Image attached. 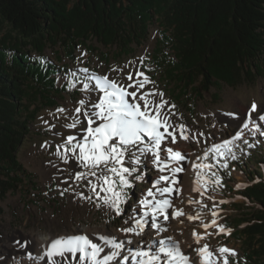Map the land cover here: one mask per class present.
<instances>
[{
  "label": "rangeland",
  "instance_id": "374dc122",
  "mask_svg": "<svg viewBox=\"0 0 264 264\" xmlns=\"http://www.w3.org/2000/svg\"><path fill=\"white\" fill-rule=\"evenodd\" d=\"M157 30V25L152 27L150 38L145 44L136 48L132 55L117 61H106L100 53L101 51L107 52L104 48H100V51L94 55L90 49L82 47L75 53L73 59H70L67 53L59 48L46 49L45 57L47 59L57 66L69 68L67 75H58L60 87L67 84L68 90L63 94V99L58 101L56 107H44L38 114L37 122L32 128V135L23 144L19 156L21 164L29 175L19 185L17 191L8 193L5 200L0 201V264H46L44 255L46 249L41 252L45 258L42 262L35 263L29 257L34 255L31 250L36 253L41 251L37 248L39 247L37 241L33 242L34 237L55 239L67 235H87L94 243L104 248L100 258L110 255L112 251L111 246H106L100 237L106 236L109 239H115L116 243H123L126 248L120 249L121 256L116 257L110 264H116L117 261H120L121 264H128L123 260L124 256L131 257L129 252H126L128 247L133 249L138 246L141 250H145L149 245L159 248L162 246L160 241L164 236L161 233L165 232V240L168 241V237H171L178 243L181 251L190 257L192 264H199V259L193 249L204 244H208L213 251L222 245L235 249L238 257H229L230 264H234L237 258L240 262L244 260L240 258L244 255L245 250V235L242 230L247 224L243 222L238 226L239 224L236 225L235 221L243 218L245 213L251 214L252 212L253 204L242 197L240 192L252 186L253 183H249L247 175L239 171L232 176L233 182L224 188L223 184L218 186L214 183L215 178L210 168L199 169L194 165L207 164L209 156L217 155L213 150V145L231 139L237 131L241 130L246 113L253 102L257 105V111L252 115L258 130L253 133L252 125H250L249 129L244 130L242 139L234 141L231 147L237 156V154L244 153L239 151V148L247 150L249 148L243 142L244 140H247L249 144H255L256 141L263 143L264 135L260 133L264 131V122H260L257 117L264 111V73L256 75L252 84L247 82L238 88L224 86L221 91H218L217 99L214 97L217 91L212 89L209 92H203L201 97L187 92L186 97H183L182 100L183 102H186L187 98L190 100H187L186 105L179 103L171 94L172 87L168 86L162 81L161 76L156 74L155 67L146 63L155 48ZM96 46L98 45L96 44ZM32 56H36V54ZM141 57L144 58L143 64L140 63ZM130 61L152 81L146 85L145 91L162 92L169 105H175L173 109L176 113V116L173 117L174 122L185 125L189 130V139L184 140L177 136L175 144L166 139L162 142L160 150L161 159L168 163L169 168L180 167L183 169V171L174 174V178L178 181L174 188H178L179 193L173 191L165 196L156 193V199L167 198L172 202V207L168 209L169 218L164 220L163 216H160L156 221L165 230L158 231L151 227L150 214L145 218L148 223L140 235L126 234L120 229L132 226V221L129 219L131 216H142L139 202L145 198L152 199V197H147V191L153 189V184L159 179V176L172 177L173 173L168 169L163 173L159 172L158 167L152 163L154 158L150 153L142 156V162L137 166V171L133 173L132 177H129L132 186L126 189V201L121 205L122 213L118 216L103 203L102 199H98L90 191L88 181L92 180L95 183L94 177L75 179L76 172L86 173L89 169L80 167L72 152H65V149L70 147L65 144L66 138L73 135L77 137L78 141L81 140L84 134L81 130L87 125V121L81 113L79 117L81 123L77 128L64 127L71 122V117L76 115L74 109L80 106L78 102L84 99L86 101L85 109H87L88 101L102 95L95 88L93 77L107 76L111 80L127 83V73L133 70L129 66ZM261 63L264 64V56ZM84 68L88 69L87 73L81 71ZM113 69L122 71H113ZM85 84L89 85L88 90H84ZM58 108H64L66 111L57 113ZM55 117H59V119ZM45 121L48 123L46 124ZM53 124L55 127L50 130L49 126ZM95 126L93 125V127ZM168 147L174 151H180L185 159L168 162L166 151ZM58 150L59 155L57 154ZM62 157L67 158V163ZM125 166H129L127 157ZM247 169L253 170V164H248ZM197 172H200L202 177L199 185L197 184ZM136 176H139L140 179H135ZM239 184H242V187L237 188ZM165 186H167L165 182L158 185V187ZM197 187H200L201 190L195 191L194 189ZM66 188L68 191H64ZM103 195L104 193L101 192L100 196ZM82 197H92V199ZM176 209L182 210L183 214L174 217L172 213ZM213 212L218 213V216L215 217L218 224L230 229L231 232L228 235L217 234L216 228H209L207 232L211 235L202 239L197 245L193 238V231L200 234L205 233L202 224L209 223L214 219ZM190 216L197 218L190 220L188 219ZM125 221H129V223L125 224ZM10 243H14V249L21 251V257L14 258L13 254L12 256L11 253L8 254V247L4 245H10ZM22 244L25 246L21 248ZM39 257L42 258L41 254ZM73 264H76V261H73Z\"/></svg>",
  "mask_w": 264,
  "mask_h": 264
},
{
  "label": "trees",
  "instance_id": "16d2710c",
  "mask_svg": "<svg viewBox=\"0 0 264 264\" xmlns=\"http://www.w3.org/2000/svg\"><path fill=\"white\" fill-rule=\"evenodd\" d=\"M156 25L146 63L179 103L190 100H182L187 92L201 97L212 89L217 99L224 86L252 84L264 73V0H0V201L29 175L19 156L38 114L68 90L58 75L69 68L47 59L46 49L73 59L82 47L94 55L104 48L101 56L117 61L145 44ZM252 145L218 168L224 188L231 166L253 183L240 192L252 212L235 221L247 224L240 264H264V139Z\"/></svg>",
  "mask_w": 264,
  "mask_h": 264
},
{
  "label": "snow or ice",
  "instance_id": "6c2138e0",
  "mask_svg": "<svg viewBox=\"0 0 264 264\" xmlns=\"http://www.w3.org/2000/svg\"><path fill=\"white\" fill-rule=\"evenodd\" d=\"M83 55V54H82ZM143 57L140 58V63L143 64ZM132 71H129L126 76L127 83L111 80L107 76H94L95 88L99 90L102 95L93 98L87 102V109H85L86 101L81 99L78 103L80 106L74 109L75 114L71 117V122L64 125L68 129L77 128L81 123L79 119L80 114H83L87 125L81 131L84 133L81 140H77L76 136L69 135L66 138L65 144L69 145L65 152H72L75 160L80 167L89 169L88 172H76L75 179L82 180L88 176L95 178V183L89 180L90 191H92L98 199H102L116 215H121V205L126 201V189L132 186L129 177L137 171V166L141 164V157L151 154L154 158L152 163L158 167L159 172L163 173L166 169L173 173V176L160 175L159 179L153 184V189L147 191V197L152 199H142L139 204L142 209V216H131L132 226L123 227L120 229L123 233H135L140 235L145 228L148 221L145 219L151 214V227L158 231L165 229L156 222L157 218L163 216L164 220L169 218L168 209L172 207V202L167 199H156V193L161 196L171 194L173 191L179 193L178 188L174 185L178 181L174 178V174L183 171L180 167L169 168L168 163L163 161L160 156L162 142L169 139L171 143L177 142L179 138L189 139V130L183 124L174 122L173 117L176 113L173 111L175 105H169L168 101L164 99L162 92L152 90L145 91L147 84L152 83L150 78L136 67L133 62H129ZM84 73L88 72L87 68L82 69ZM113 71H122L121 69H113ZM89 85H84V90H88ZM131 89V90H130ZM66 109L58 108L57 113H64ZM257 111V105L252 103L251 108L246 113V119L243 122L240 131L231 138L224 140L220 144L213 145V150L220 157H231L236 159L233 152L232 145L234 141L241 140L244 130L250 128L255 133L258 126L253 120V113ZM59 119V117H55ZM257 119L264 122V111L259 114ZM47 124L48 121H45ZM93 125H96L93 127ZM55 125H50L49 129L54 128ZM264 135V131L260 133ZM201 135H203L201 133ZM76 141V143H73ZM249 147L254 145L249 144L247 140L243 141ZM167 160L182 161L185 156L180 151H174L171 147L166 149ZM59 155V150L58 153ZM129 166H125V158ZM67 163V158L62 157ZM227 165H225L226 167ZM195 168L204 169L209 168L210 165H194ZM215 175V174H213ZM139 180L140 177L136 176ZM202 179L201 173L197 172V184H200ZM161 182H165L167 186L158 187ZM67 183V181H65ZM214 183L221 184L220 178L217 176ZM241 185H237V188ZM99 189V191H97ZM200 191V187L194 189ZM68 191V189H64ZM104 195L101 197L100 193ZM63 194V193H62ZM91 200L92 197H82ZM183 212L176 209L172 215L180 216ZM214 219L209 223H203L202 227L205 233L200 234L193 231V238L197 245L202 239H205L211 233L207 232L209 228H216L217 234H230L231 230L226 229L223 225L218 224L215 219L218 213L213 212ZM197 217H188V219H195ZM129 221H125L128 224ZM106 246H111L112 251L110 255L101 253L104 248L99 244L94 243L87 235H67L52 239L47 246L44 255L46 257V264H110L116 257L121 256L120 249L124 247L123 243H116L115 239H109L106 236H101ZM171 242L168 246H164L166 241H160L161 247L159 251L166 257V264H192V260L188 255H185L178 243L168 237ZM19 243V242H18ZM131 243V241H129ZM25 245H21L24 247ZM196 253L199 264H230L229 257H238L235 249L227 246H219L213 251L208 244L196 247L193 249ZM149 257L147 260H139L137 264H154L159 260L158 256H149L147 252L136 253L131 256L133 261L136 257ZM58 258V259H57ZM129 257L124 256L123 260L128 261ZM116 264H121L117 261ZM234 264H240L237 259Z\"/></svg>",
  "mask_w": 264,
  "mask_h": 264
},
{
  "label": "bare ground",
  "instance_id": "6f19581e",
  "mask_svg": "<svg viewBox=\"0 0 264 264\" xmlns=\"http://www.w3.org/2000/svg\"><path fill=\"white\" fill-rule=\"evenodd\" d=\"M19 234V233H18ZM165 235V234H164ZM167 236H169V235H167ZM161 237V236H160ZM27 238V237H26ZM25 238V239H26ZM31 238V237H30ZM149 238H150V236H149ZM52 240V237H34V240H33V242H36L37 243V246L39 245V247H37L38 249H40L41 250V252H42V250H44V249H46L47 250V245L50 243V241ZM12 245V246H11ZM4 246H6V247H8V254H10L11 256H12V254H13V256L12 257H14V258H19V257H21V251L20 250H17V249H14V246H13V244L12 243H10V245H4ZM13 247V248H12ZM22 248V247H21ZM37 249V250H38ZM28 250V249H27ZM45 251V250H44ZM43 251V252H44ZM28 252V251H27ZM26 253V251L24 252V254ZM39 255V254H38ZM42 255V254H41ZM43 256V255H42ZM13 260V259H12ZM18 260V259H17Z\"/></svg>",
  "mask_w": 264,
  "mask_h": 264
},
{
  "label": "built area",
  "instance_id": "2783aa9c",
  "mask_svg": "<svg viewBox=\"0 0 264 264\" xmlns=\"http://www.w3.org/2000/svg\"><path fill=\"white\" fill-rule=\"evenodd\" d=\"M13 246H14V243H13Z\"/></svg>",
  "mask_w": 264,
  "mask_h": 264
}]
</instances>
